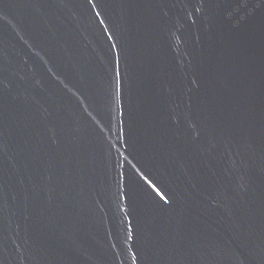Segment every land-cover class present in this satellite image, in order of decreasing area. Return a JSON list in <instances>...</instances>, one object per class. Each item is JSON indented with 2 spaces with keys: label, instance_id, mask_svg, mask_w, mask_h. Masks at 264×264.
Masks as SVG:
<instances>
[{
  "label": "water",
  "instance_id": "water-1",
  "mask_svg": "<svg viewBox=\"0 0 264 264\" xmlns=\"http://www.w3.org/2000/svg\"><path fill=\"white\" fill-rule=\"evenodd\" d=\"M0 264H264V0H0Z\"/></svg>",
  "mask_w": 264,
  "mask_h": 264
}]
</instances>
